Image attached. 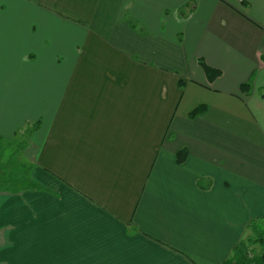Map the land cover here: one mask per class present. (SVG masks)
<instances>
[{
  "label": "crops",
  "instance_id": "obj_1",
  "mask_svg": "<svg viewBox=\"0 0 264 264\" xmlns=\"http://www.w3.org/2000/svg\"><path fill=\"white\" fill-rule=\"evenodd\" d=\"M242 1L0 0V178L29 176L0 184V264L243 246L264 221V0Z\"/></svg>",
  "mask_w": 264,
  "mask_h": 264
},
{
  "label": "trees",
  "instance_id": "obj_2",
  "mask_svg": "<svg viewBox=\"0 0 264 264\" xmlns=\"http://www.w3.org/2000/svg\"><path fill=\"white\" fill-rule=\"evenodd\" d=\"M203 68L210 80L217 78L221 74L220 71L213 69L206 64H203ZM249 86V83L243 84L242 89H247L249 88ZM202 110V108L198 109L197 113H200ZM185 153V150L179 152V162H183L185 160ZM258 228L259 230H257V232H259V234L257 235L256 239L261 247V251L259 252V255L255 254V260L249 258L250 251L248 250V248L239 245L234 247L232 257L226 264H264V230L260 227Z\"/></svg>",
  "mask_w": 264,
  "mask_h": 264
},
{
  "label": "rangeland",
  "instance_id": "obj_3",
  "mask_svg": "<svg viewBox=\"0 0 264 264\" xmlns=\"http://www.w3.org/2000/svg\"><path fill=\"white\" fill-rule=\"evenodd\" d=\"M12 150H15V148H10L9 152L12 153L13 152ZM15 163H16V161L11 162L12 165H14ZM3 164L6 165L7 163H3ZM3 164H1V165H3ZM27 172H30V171H27ZM28 180H29V176L26 173H21L19 176H17V171H13V174L11 176H9L8 172L4 171V175L2 177V180L0 178V184L2 182L3 186H5V185H8V186H10V185L25 186L27 184ZM247 224L249 226H248L247 231L245 233L244 243H243V246L245 248H248L247 243L249 240H247V239L252 238V237L257 238V235L259 234V232H257V230H259L258 227H260L264 230V221H262V220H252V221H249ZM257 246H258V249L259 248L261 249L260 245L257 244ZM256 248L257 247L254 246L253 249L256 250Z\"/></svg>",
  "mask_w": 264,
  "mask_h": 264
},
{
  "label": "built area",
  "instance_id": "obj_4",
  "mask_svg": "<svg viewBox=\"0 0 264 264\" xmlns=\"http://www.w3.org/2000/svg\"><path fill=\"white\" fill-rule=\"evenodd\" d=\"M240 3H242L243 1L242 0H239Z\"/></svg>",
  "mask_w": 264,
  "mask_h": 264
}]
</instances>
